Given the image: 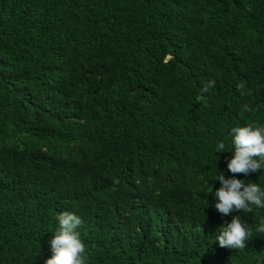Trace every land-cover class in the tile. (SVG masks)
Instances as JSON below:
<instances>
[{
    "label": "trees",
    "instance_id": "trees-1",
    "mask_svg": "<svg viewBox=\"0 0 264 264\" xmlns=\"http://www.w3.org/2000/svg\"><path fill=\"white\" fill-rule=\"evenodd\" d=\"M246 123L264 0H0V264H44L63 211L86 264H264V208L214 207ZM233 215L242 249L216 241Z\"/></svg>",
    "mask_w": 264,
    "mask_h": 264
},
{
    "label": "clouds",
    "instance_id": "clouds-1",
    "mask_svg": "<svg viewBox=\"0 0 264 264\" xmlns=\"http://www.w3.org/2000/svg\"><path fill=\"white\" fill-rule=\"evenodd\" d=\"M215 81H210L202 89L207 92L214 86ZM243 89L244 85L237 86ZM233 137L232 149H227L223 141L216 145V151H232L233 155L227 162L228 170L233 174L225 178L222 172L218 173L217 179L220 187L214 191L216 199L215 209L222 215L227 216L233 212L243 211L248 214L253 211V206L264 208V188L257 183L245 182L237 179L236 174L248 175L250 172L264 170V125L246 123L244 126H236L231 129ZM56 219L58 230L50 240L51 256L44 264H86L85 245L80 239L77 230L83 220L72 211L60 212ZM239 215H233L230 222L220 227L216 241L222 248L242 249L245 242L250 240L252 231L248 229ZM264 234V219L255 230Z\"/></svg>",
    "mask_w": 264,
    "mask_h": 264
}]
</instances>
